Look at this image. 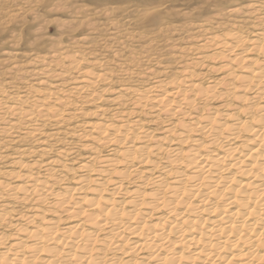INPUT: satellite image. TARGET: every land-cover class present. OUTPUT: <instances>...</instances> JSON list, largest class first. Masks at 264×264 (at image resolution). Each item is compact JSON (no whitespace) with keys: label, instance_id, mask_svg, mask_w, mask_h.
Returning <instances> with one entry per match:
<instances>
[{"label":"bare ground","instance_id":"6f19581e","mask_svg":"<svg viewBox=\"0 0 264 264\" xmlns=\"http://www.w3.org/2000/svg\"><path fill=\"white\" fill-rule=\"evenodd\" d=\"M258 20L250 34L235 28L207 34L210 59L224 62L216 82L202 86L184 67L142 89L119 85L113 120L85 125L84 136L98 149L108 147L106 156L94 151L81 162L73 186L57 189L62 176L52 177L63 167V149L43 164L42 175L29 170L13 186L0 177V198L35 202L15 222L8 221L13 210L7 203L0 210V226L13 229L9 242V232L0 231V264H264V16ZM65 56L71 70L83 59ZM205 59L197 56L195 63ZM79 72L67 90L31 88L28 97L0 88V117L15 119L3 131L40 118L60 124L66 110V119L73 118L71 96L98 103L109 89H91L109 77L92 68ZM48 73L43 68L39 84H46ZM64 73L51 75L57 85ZM124 97L133 109L174 120L154 136L130 119L135 110H120ZM215 100L219 109L203 116ZM104 112L101 106L90 111Z\"/></svg>","mask_w":264,"mask_h":264},{"label":"rangeland","instance_id":"374dc122","mask_svg":"<svg viewBox=\"0 0 264 264\" xmlns=\"http://www.w3.org/2000/svg\"><path fill=\"white\" fill-rule=\"evenodd\" d=\"M263 13L264 0H0V88L6 94L31 97V88L67 90L79 81L81 69L92 68L109 77L108 82L98 81L92 87L95 92L109 89L95 105L88 106L79 95L71 96L76 107L68 111L73 118L66 119V110L60 124L54 119L40 118L27 124L18 121L13 128L3 131L15 119L2 114L0 177L13 186L23 182L24 176H20L29 170L42 175L43 164L57 158V151L63 149L62 163L59 161L63 167H56L58 171L52 177L62 176L57 189L73 186L72 181L80 177L77 166L81 162L93 156L94 151H99L100 157L106 156L108 147L98 149L96 143L84 136L88 130L85 125L96 119L113 120L111 113L118 103L113 98L119 85L142 89L157 79L180 75L184 67L198 74L194 80L202 86L216 82L225 73L220 68L224 62L220 58L210 59L214 47L205 42L207 34L218 35L231 28L250 34L261 25L258 17ZM77 53L83 59L76 70H71L65 55ZM197 56L206 59L196 64ZM43 68L49 71L45 76L48 80L39 84ZM64 71L63 80L57 85L59 82L52 76ZM236 72L241 71L236 67ZM120 102V110H135L130 119L140 120L142 127L154 130V136L174 120L153 117L150 109H133L127 97ZM219 103L210 101L202 115L218 110ZM94 106L105 109L102 117L90 113ZM32 129H38L39 134L32 136L28 133ZM41 148L45 151L40 152ZM28 151L31 153L27 154ZM16 158L23 164H14ZM32 162L37 165L31 166ZM5 203L13 210L8 221L15 222L16 216L27 213L35 202L13 201L4 196L0 198V210L6 208ZM1 226V233L9 232L6 241H11L13 229Z\"/></svg>","mask_w":264,"mask_h":264}]
</instances>
